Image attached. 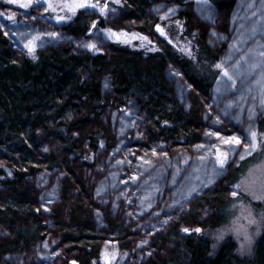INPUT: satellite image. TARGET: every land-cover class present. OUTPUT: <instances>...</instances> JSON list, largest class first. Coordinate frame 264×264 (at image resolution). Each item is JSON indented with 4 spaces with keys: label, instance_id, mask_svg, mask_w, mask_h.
I'll return each instance as SVG.
<instances>
[{
    "label": "trees",
    "instance_id": "1",
    "mask_svg": "<svg viewBox=\"0 0 264 264\" xmlns=\"http://www.w3.org/2000/svg\"><path fill=\"white\" fill-rule=\"evenodd\" d=\"M120 2L0 3V264H264V226L251 257L182 231L225 224L257 159L264 0ZM174 21L203 72L155 32Z\"/></svg>",
    "mask_w": 264,
    "mask_h": 264
},
{
    "label": "rangeland",
    "instance_id": "2",
    "mask_svg": "<svg viewBox=\"0 0 264 264\" xmlns=\"http://www.w3.org/2000/svg\"><path fill=\"white\" fill-rule=\"evenodd\" d=\"M41 1L47 7L48 12L56 19L66 18L74 15L79 9L88 6L94 0H0V3L8 5L10 7L29 10L33 2ZM28 3V6H23ZM112 3L114 5H120V0H107L104 4L102 12H105L107 4ZM97 23L94 22L90 28V32L95 30ZM159 26V27H157ZM155 32L163 39L168 41L177 50L188 57L197 70L203 72V65L197 57L193 42L184 34V26L181 21L167 22L158 24L154 28ZM114 39L119 44L130 46V36L124 31H116L112 34ZM33 47L30 46L28 52L32 54ZM206 64V63H205ZM205 66H208L207 64ZM255 142L257 143L256 161L248 166L247 170L242 174L237 184L239 188L234 189L238 195L233 196L235 199L229 205L227 209V221L225 224L215 229H188L183 231L187 235H196L204 239H207L211 244L212 253L215 252L218 247L228 238H231L236 245L235 254L238 257H251L253 255L254 244L261 234L264 226V131L255 135ZM220 153H226L223 149L217 148L214 151V161L217 168H225L226 164L221 167L218 163ZM228 162V161H227ZM236 184V185H237ZM233 193V192H232ZM262 197L256 199L255 197ZM251 213V215H249ZM255 219V223H249L250 220ZM243 226V227H241ZM235 228H240V233L235 231ZM200 229V231H197ZM247 233L251 237V244L245 243V251L241 252V241L245 240L244 233ZM221 233L223 236L221 238ZM239 237V238H238ZM250 249V250H249ZM71 262V261H70ZM69 262V263H70ZM99 264H102L99 262Z\"/></svg>",
    "mask_w": 264,
    "mask_h": 264
},
{
    "label": "snow or ice",
    "instance_id": "3",
    "mask_svg": "<svg viewBox=\"0 0 264 264\" xmlns=\"http://www.w3.org/2000/svg\"><path fill=\"white\" fill-rule=\"evenodd\" d=\"M13 2H16V0H13ZM30 2H31V0H28V3H30ZM28 3H25L23 6L27 7L28 6ZM157 27H159V26H157ZM92 47H95V46L92 45ZM217 135H219V133H217ZM252 135H253V141L254 142L251 143L250 145H245V148L248 149L249 154H251V151L255 150L257 148V146H258L257 143L255 142V135L256 134L253 133ZM234 142L237 143V144L240 143V138L239 137H235L234 138ZM219 156H220V158L218 160V163L221 165V167H223L227 163V161L229 159V156H228L227 153H220ZM241 159L242 160L244 159V156L243 155L241 156ZM235 187L236 188H239L240 185L237 184ZM232 195L233 196H236V195H238V193L236 191H233ZM255 198L256 199H261L262 197L257 196ZM249 215H251V213H249ZM255 222H256L255 219H252V220L249 221V223H255ZM241 227H243V226H241ZM240 230H241L240 228H235V231L238 234L240 233ZM185 231H188V229H185ZM197 231H200V229H197ZM244 235H245V240L244 241H241V248H240V251L241 252L245 251V243H247L249 245L251 244V237L248 236L246 232L244 233ZM222 236H223V233H221V238H222Z\"/></svg>",
    "mask_w": 264,
    "mask_h": 264
},
{
    "label": "water",
    "instance_id": "4",
    "mask_svg": "<svg viewBox=\"0 0 264 264\" xmlns=\"http://www.w3.org/2000/svg\"><path fill=\"white\" fill-rule=\"evenodd\" d=\"M69 264H78L76 261H71Z\"/></svg>",
    "mask_w": 264,
    "mask_h": 264
}]
</instances>
